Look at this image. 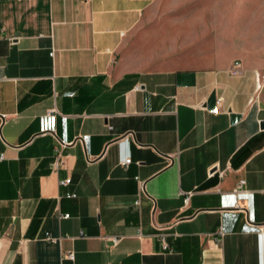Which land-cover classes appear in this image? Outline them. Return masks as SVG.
Instances as JSON below:
<instances>
[{
	"label": "crops",
	"instance_id": "crops-1",
	"mask_svg": "<svg viewBox=\"0 0 264 264\" xmlns=\"http://www.w3.org/2000/svg\"><path fill=\"white\" fill-rule=\"evenodd\" d=\"M211 12L0 0V264H264V23ZM138 29L190 63L130 67Z\"/></svg>",
	"mask_w": 264,
	"mask_h": 264
},
{
	"label": "rangeland",
	"instance_id": "rangeland-1",
	"mask_svg": "<svg viewBox=\"0 0 264 264\" xmlns=\"http://www.w3.org/2000/svg\"><path fill=\"white\" fill-rule=\"evenodd\" d=\"M196 5L212 10L211 13L205 14L210 17L205 22L210 21L212 25L226 26V24L234 23V8L236 6L242 7L243 19L248 23H246L248 26L253 16L256 24L264 23V0H198V2L196 0ZM190 15L198 17L195 25H202L200 17L203 15L202 13L196 11L190 12ZM254 39L261 43L258 48L264 51V30H260L259 35ZM159 40L148 33V30L138 29L122 54L125 62L130 67L141 70L184 67L190 63L185 60L186 45L156 43Z\"/></svg>",
	"mask_w": 264,
	"mask_h": 264
},
{
	"label": "built area",
	"instance_id": "built-area-1",
	"mask_svg": "<svg viewBox=\"0 0 264 264\" xmlns=\"http://www.w3.org/2000/svg\"><path fill=\"white\" fill-rule=\"evenodd\" d=\"M86 1H89V0H86ZM240 67H241V62L240 61H235L234 62V64H233V69H234V73H236L237 74V70L238 69H240ZM264 78V76H262V79ZM258 87H259V85H258ZM50 114L52 113V112H49ZM3 159V156L1 155L0 156V160H2ZM131 163V160L130 159H126V160H124L123 162H121V166H124V167H126V166H128L129 164ZM63 165H64V163H63V160L60 158V156H58L57 155V157H56V159H55V161H54V163H53V171L54 172H57L61 167H63ZM136 180L138 181V189H139V192H138V194H139V196L142 194V192L144 191V189H143V183L142 182H140L139 180H138V178H136ZM71 183V179H67V180H65L64 182H61V184L62 185H69ZM244 183V181H241L240 182V186L242 185ZM187 196L185 197V199H184V205L186 206L187 204H188V202H189V198L191 197V195H192V193H188V194H186ZM75 197V195L74 194H69L68 195V198H74ZM135 204L136 205H139V200H137L136 202H135ZM60 218H62V219H68L69 218V215H63V216H61ZM224 235H225V230H224V228H223V226H221L219 229H218V231H217V234H216V237H215V241H216V243H218V244H221L222 243V239H223V237H224ZM112 239V244H113V246H116L119 242H120V239L121 238H111ZM163 241V240H162ZM163 250H165V251H170V247H169V245L167 244V243H165L164 241H163ZM67 259H69V260H74V254L73 253H69V254H66V256H65Z\"/></svg>",
	"mask_w": 264,
	"mask_h": 264
}]
</instances>
